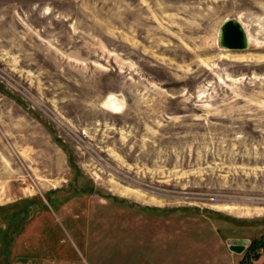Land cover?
<instances>
[{
  "label": "rangeland",
  "instance_id": "rangeland-1",
  "mask_svg": "<svg viewBox=\"0 0 264 264\" xmlns=\"http://www.w3.org/2000/svg\"><path fill=\"white\" fill-rule=\"evenodd\" d=\"M0 264H264V0H0Z\"/></svg>",
  "mask_w": 264,
  "mask_h": 264
},
{
  "label": "water",
  "instance_id": "water-1",
  "mask_svg": "<svg viewBox=\"0 0 264 264\" xmlns=\"http://www.w3.org/2000/svg\"><path fill=\"white\" fill-rule=\"evenodd\" d=\"M248 34L243 24L233 17H225L218 26L216 45L228 50H243L248 48ZM229 250L241 253L243 247L230 246Z\"/></svg>",
  "mask_w": 264,
  "mask_h": 264
},
{
  "label": "bare ground",
  "instance_id": "bare-ground-1",
  "mask_svg": "<svg viewBox=\"0 0 264 264\" xmlns=\"http://www.w3.org/2000/svg\"><path fill=\"white\" fill-rule=\"evenodd\" d=\"M249 40V39H248ZM218 47V49H223V48H221V47H219V46H217Z\"/></svg>",
  "mask_w": 264,
  "mask_h": 264
},
{
  "label": "trees",
  "instance_id": "trees-1",
  "mask_svg": "<svg viewBox=\"0 0 264 264\" xmlns=\"http://www.w3.org/2000/svg\"><path fill=\"white\" fill-rule=\"evenodd\" d=\"M259 245H261V244H259Z\"/></svg>",
  "mask_w": 264,
  "mask_h": 264
}]
</instances>
